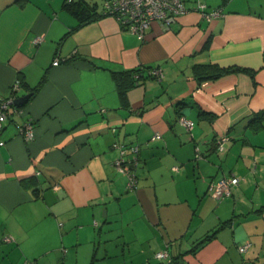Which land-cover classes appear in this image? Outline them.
Masks as SVG:
<instances>
[{"label":"crops","instance_id":"crops-1","mask_svg":"<svg viewBox=\"0 0 264 264\" xmlns=\"http://www.w3.org/2000/svg\"><path fill=\"white\" fill-rule=\"evenodd\" d=\"M201 1L222 15L184 0L139 40L104 0H0V100L15 108L0 131V264H264V0ZM204 63L244 69L202 79ZM137 69L121 95L113 72ZM117 142L138 146L133 189ZM224 176L238 183L215 199Z\"/></svg>","mask_w":264,"mask_h":264},{"label":"built area","instance_id":"built-area-1","mask_svg":"<svg viewBox=\"0 0 264 264\" xmlns=\"http://www.w3.org/2000/svg\"><path fill=\"white\" fill-rule=\"evenodd\" d=\"M104 12L113 16L122 27L128 29L137 36L139 40H142L145 35V31L149 28L152 22H159L164 29H169L173 23L177 21V18L187 11V7L184 4V0H104L103 2ZM194 9L200 12V14L208 20L219 17L222 15L221 7L207 8V5L197 0ZM40 37L34 38L35 42H38ZM60 59L56 57L53 60V64L57 65ZM152 75L161 77V71L151 69ZM15 87L18 83L14 84ZM12 99L0 100V131L3 129V125L6 121L11 119L12 113L15 108L11 106ZM178 121L185 125L187 128L191 127L192 121L179 116ZM18 131L24 139H31L34 136L33 126L29 122L18 124ZM160 135L154 134L151 138L157 139ZM227 139V136L221 135L219 138V147L222 142ZM119 154L114 161V166L118 172L126 175V185L129 189H133L137 184V176L135 173V167L138 164V146L130 145L124 146L118 142L114 144ZM173 169H177L176 166ZM238 183V178L235 176H224L216 181H212L209 185V192L215 199H223L231 196L233 193V187ZM4 240H10L9 237H5ZM249 242H245L238 246L240 252H244L249 246ZM168 253L166 250L155 253V258L160 260L166 258Z\"/></svg>","mask_w":264,"mask_h":264},{"label":"trees","instance_id":"trees-1","mask_svg":"<svg viewBox=\"0 0 264 264\" xmlns=\"http://www.w3.org/2000/svg\"><path fill=\"white\" fill-rule=\"evenodd\" d=\"M68 7H71L70 5H68ZM73 8V11L76 13V14H79L77 11H75L74 7H71ZM84 10H82L80 12V20L81 21H86L92 17H95L96 16H99L97 12L95 11H91L90 8L89 9H86V8H83ZM102 14L104 15H109L108 13L104 12V7L102 5ZM199 75L201 76L202 79H206V78H215L217 76H220L221 74L227 72V71H232V70H241V69H244V68H238V67H230V68H226V67H220L216 64H213V63H204V64H200L199 66ZM151 70V69H150ZM149 70V73H147V76H155V75H152V73L150 72ZM133 72V71H132ZM132 72H129V71H125V72H121L119 73L120 75L122 76H125L126 77V80H123L122 82L119 81V78H117V76L115 75V73L117 72H113V77L117 83V86H119L120 88V94H124V92L126 91V89H128L129 87H131L132 85L134 84H137L139 82V78L143 77V73L141 71H139V69L135 70V76H132ZM213 234V233H212ZM212 234H207L203 239H201L199 242H198V245H201L203 243H205L209 238L210 236H212ZM194 250V249H193ZM161 260V259H160ZM174 264H184V262H182L180 259H173L172 260Z\"/></svg>","mask_w":264,"mask_h":264},{"label":"water","instance_id":"water-1","mask_svg":"<svg viewBox=\"0 0 264 264\" xmlns=\"http://www.w3.org/2000/svg\"><path fill=\"white\" fill-rule=\"evenodd\" d=\"M28 97H29V94L26 96H23V97H18V98H16V100L14 102H15V104L24 102Z\"/></svg>","mask_w":264,"mask_h":264},{"label":"rangeland","instance_id":"rangeland-1","mask_svg":"<svg viewBox=\"0 0 264 264\" xmlns=\"http://www.w3.org/2000/svg\"><path fill=\"white\" fill-rule=\"evenodd\" d=\"M25 264V263H24Z\"/></svg>","mask_w":264,"mask_h":264}]
</instances>
